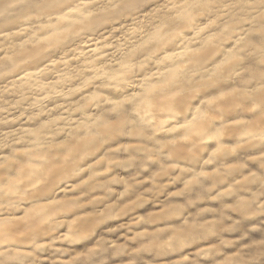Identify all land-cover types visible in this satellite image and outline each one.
I'll return each mask as SVG.
<instances>
[{"label":"clouds","instance_id":"clouds-1","mask_svg":"<svg viewBox=\"0 0 264 264\" xmlns=\"http://www.w3.org/2000/svg\"><path fill=\"white\" fill-rule=\"evenodd\" d=\"M45 34L60 40L29 72L23 53L48 52ZM6 80L0 264H264V0H0ZM222 89L236 91L206 99ZM117 169L134 173L125 193ZM143 175L154 192L182 185L171 198L183 203L134 220L138 248H85L94 235L67 219L111 222L110 202L136 195Z\"/></svg>","mask_w":264,"mask_h":264},{"label":"rangeland","instance_id":"rangeland-1","mask_svg":"<svg viewBox=\"0 0 264 264\" xmlns=\"http://www.w3.org/2000/svg\"><path fill=\"white\" fill-rule=\"evenodd\" d=\"M10 4L14 2V0H9ZM60 40V37L58 35L50 36L45 34L44 36L40 37V42L43 44L44 48L48 49V52H45L43 48H41L39 45H37L32 50H25L24 56H25V67H27V71L34 72L36 71L35 68L31 67L30 65L38 64L41 59L46 57L49 52L53 51L54 46L58 44ZM212 40V37H209V41ZM195 52H199V50H194ZM56 59H59V57H55ZM230 62V61H229ZM224 63V61H221V65ZM39 66L41 68L44 67V64L40 63ZM220 66H217V69H219ZM183 66H177V70H182ZM216 70V69H214ZM19 75L22 77L25 75L24 72H20ZM16 76H11V80H16ZM208 84H211V78L207 82ZM11 86L9 81L6 80L3 85H0V87L3 86ZM234 91L233 89H222L218 92H211V94L206 97V99L213 100L217 97H225V96H231L233 95ZM14 115H18V113H14ZM17 126L19 125V122H16ZM29 126V125H24ZM122 143H133V141H124ZM235 143V140L232 136H225L223 144L219 147L221 149H228ZM217 146L213 145L210 151H216ZM98 159H103L102 157ZM242 159V157H241ZM241 160L238 159H231L228 156L222 157V163L227 165H235L240 163ZM90 163H95L90 161ZM249 167H253L251 164H249ZM96 171L100 173H106L108 171L107 166L101 168L99 165H96ZM129 175H134V173H129L126 170L123 169H117L116 175L112 177L113 180L117 181V186H115V191L120 193L127 192L126 188L120 187L119 182L122 179L124 183H127ZM84 179H87V177H84ZM142 179L144 181L143 187H140L136 190V195L132 196L130 199L122 198L121 200L113 199L110 204L114 208V212L112 215V221L108 222L105 221L103 225L96 224L94 221H78L77 217H70L67 219V225L69 228L71 227H77L82 233H88L91 235H94L95 239L91 240L89 243L85 245V248H91L95 247L96 244L104 239L112 240L114 243L119 245H127L129 249L138 248L140 245L136 243L134 240L130 239L134 234H137L143 229H140L136 227V225L133 223V221H143L146 218L151 220L155 218L159 212L161 207H167L169 204H182L183 201L179 199H172L177 192L181 191L182 185L180 184H168L166 181L161 182V191L154 192L153 191V182L149 179V175H143ZM128 187H131L130 185ZM72 193H75L76 195H79V192L75 189L74 185L71 188V191L69 192V198H74L72 196ZM98 195H102V193H97ZM203 207H209L214 208L218 205L215 203H205L202 205ZM88 211V215H92L97 209L90 208L88 206H85ZM99 211H103V209H99ZM79 216L85 215V213H79ZM172 216H169V219H172ZM158 222V221H157ZM130 225L132 226V232H128L127 229L123 228L122 225ZM163 226V225H161ZM176 226V225H172ZM114 230V234L112 233ZM151 231V229H148ZM67 234V232H66ZM229 239H235V237H229ZM59 246V245H58ZM206 246V245H202ZM185 256H188L189 253L185 252ZM122 259L117 260L116 264H129V257L127 254H122ZM182 257L176 256L172 258V264H180Z\"/></svg>","mask_w":264,"mask_h":264}]
</instances>
